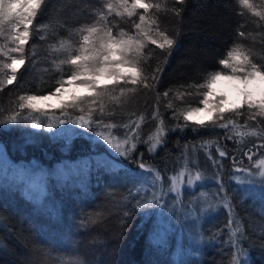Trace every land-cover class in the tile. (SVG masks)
<instances>
[{
    "label": "trees",
    "instance_id": "16d2710c",
    "mask_svg": "<svg viewBox=\"0 0 264 264\" xmlns=\"http://www.w3.org/2000/svg\"><path fill=\"white\" fill-rule=\"evenodd\" d=\"M90 2L94 0H49L34 23H47L58 14L65 24V28H59L58 33L67 36V27H76L85 20L83 5ZM255 2L258 3V0ZM78 8L81 11L78 12ZM238 11L242 9L236 0H188L183 14L182 34L164 66L157 87L159 93L193 80L200 81L205 72L219 67L218 58L232 43L238 22L242 20L237 15ZM248 18L255 19L250 14ZM163 25L171 28L166 19ZM243 30L253 35L260 31L251 23ZM57 38L52 35L51 29L45 40L33 33L29 45H26V54L31 53L34 42L38 47L35 50L37 55L32 59L38 62L32 67L31 61H27L20 69L18 83L22 87L14 82L0 92L3 116L9 114L19 94L33 92L38 87L47 93L55 87L58 73L45 72L44 69L51 68L48 45L55 43ZM243 42L258 53L262 48L259 36L255 41L248 37ZM2 43L5 41L0 38ZM156 52L160 50L156 49ZM0 60L5 58L0 57ZM186 99L195 106L199 97ZM154 101L155 96L151 93L137 97L129 110L137 113L147 111L150 115ZM166 102L161 95L160 110L170 116V111L164 107ZM56 117L60 118L58 110ZM106 119L123 121L126 117L118 112L115 117ZM154 124L155 121H150L143 125L144 136ZM218 132L223 137L224 130ZM201 136L216 139L206 132L193 133L186 129L184 132L177 130L169 133L166 145L154 154L140 144L133 159L116 157L121 172L119 175L93 168L87 171L83 180L42 177L43 188L39 197H29L17 188L0 185V264H28L29 261L32 264H47L44 253L63 260L78 259L80 264H230L233 254L240 264H264V189L257 182L243 184L240 180L239 183L233 181L236 171L231 156L242 160L246 170L251 165L238 150L239 146L231 140H220L222 145H226L229 158H219L213 147V154L220 160L218 165L204 167L198 160L206 154L203 151L196 154L197 164L193 165L192 171L195 172L198 167L204 180L191 190L183 189V200L190 204L193 198L207 192L210 205L206 207L210 212L205 211L208 215L203 220H196L192 232L188 231L186 223L166 213L162 205L158 206L161 199L153 200L151 207L141 209L135 206L134 200L124 198L131 186L129 178L135 176L140 160L161 170L165 179L158 185L157 192L162 196L169 187L167 177L183 164L182 147L186 143H197ZM0 143L12 160L35 159L46 166L62 159L73 161L80 157L94 161L99 154L112 158L109 148L102 141L73 124L58 125L52 132L43 128L33 129L30 124L24 123L0 125ZM80 181L86 188L79 186ZM225 198L233 208V215L239 217L244 226V238L238 233L235 247L225 243L231 239L230 230L226 227L229 209L225 207ZM164 203L166 207V201ZM158 212L162 218H170L162 239L156 241L153 236L154 227H158ZM97 213L100 215L96 222L88 223L89 215Z\"/></svg>",
    "mask_w": 264,
    "mask_h": 264
},
{
    "label": "snow or ice",
    "instance_id": "6c2138e0",
    "mask_svg": "<svg viewBox=\"0 0 264 264\" xmlns=\"http://www.w3.org/2000/svg\"><path fill=\"white\" fill-rule=\"evenodd\" d=\"M236 2L242 9L237 12L242 20L238 22L232 43L218 58L219 67L205 72L200 81L193 80L161 94L157 87L182 34L188 0H94L83 5L85 20L76 27H67V36L58 33L59 28H65L58 14L47 23H34L49 0H0V38L5 41L0 44V57L5 58L0 60V92L14 82L22 87L18 83L20 69L27 61H31L32 67L38 62L32 59L36 57L38 47L34 42L31 53L26 54V45L33 33L45 40L51 29L52 35L58 37L55 43L48 45L51 68L44 69L58 73L55 87L47 93L38 87L33 92L19 94L7 116H3L4 109L0 105V116L3 117L0 125L24 123L48 132L58 125H77L112 151L111 159L100 157L95 161H84L80 171L95 168L113 175L121 174L116 157L133 159L140 144L154 154L166 145L171 132L189 129L193 133L206 132L216 137L201 136L197 143H186L182 147L183 164L167 177L168 191L174 193L177 201L183 187L204 180L198 167L192 174V167L197 164V152L203 151L214 166L220 164V160L213 154V147L219 158H229L226 145L220 142L222 139L236 143L250 162L251 166L246 170L242 160L231 156L236 171H247L249 176L264 178V0ZM249 14L255 19H249ZM165 19L171 28L163 25ZM248 23L260 31L256 35L244 31ZM256 36L260 37L262 45L259 53L243 42L248 37L255 41ZM149 93L155 96L150 115L147 111L129 110L137 97ZM161 95L167 101L164 107L170 111V116L160 110ZM192 96L199 97L195 106L186 99ZM57 110L60 118L56 117ZM118 112L126 119H106L115 117ZM150 121H155L154 127L144 136L143 125ZM218 130H224L223 137ZM76 174L79 175V171ZM65 178L69 177L65 175ZM164 179L160 169L140 160L135 176L129 178L131 186L124 198L134 200L135 206L141 209L151 207L153 200L162 198L155 189ZM79 186L86 188L83 181ZM148 191H151L150 198L144 195ZM225 207L229 209L226 227L231 237L225 243L235 247L237 234L244 238V226L240 218L233 215V208L226 198ZM99 215H89L87 222L95 223ZM43 255L47 264H80L78 259L63 260L47 253ZM230 264H240L235 254Z\"/></svg>",
    "mask_w": 264,
    "mask_h": 264
},
{
    "label": "rangeland",
    "instance_id": "374dc122",
    "mask_svg": "<svg viewBox=\"0 0 264 264\" xmlns=\"http://www.w3.org/2000/svg\"><path fill=\"white\" fill-rule=\"evenodd\" d=\"M109 153L112 155L111 149H109ZM100 157L111 159V156L107 154H99L96 155L94 161ZM86 160L90 159H88L87 157H80L74 159L73 161L62 159L52 164V166H46L43 164L40 165L35 159H30L29 161L19 159V161H14L10 158L9 155H7V150H5L3 145L0 143V185L17 188L20 190V192H23L29 197H39L42 194L43 188L40 181L42 177H56L63 179L66 175L67 177L73 179L77 178L83 180L84 178H86L87 172L80 171L82 163ZM198 162H200L204 167L212 166L213 164L206 155H203V157L199 159ZM251 170L253 172H258V170L255 168H252ZM78 171L79 175L76 174ZM193 172L194 171H192V174L194 175L195 172ZM239 180L243 184L257 182L258 185H260L264 189V178L260 177L259 175L249 176L247 174V171H236L233 177V181L239 183ZM200 183L201 182H196L191 187H183L181 189V195L178 201L175 199L174 193L169 192L168 189L164 190V194L161 196L162 198H160V203H158L159 207L162 205V207L165 208L166 213H169V215L173 214V217L180 220L182 223H186L189 227V232H192L194 230V226H196V220H198L197 222H199L203 220L206 215H208V213H205V211L210 212V209L206 207V205H210L208 200L210 195L207 194V192H203V195L201 194L193 198V201H191L190 204L184 203L186 201L183 200L185 199V196L183 195V189L187 188L191 190L195 185ZM157 189L158 186L155 191H157ZM145 194H148L149 198L151 197V191H148ZM164 200L167 203L166 207ZM180 215L182 217H180ZM156 217L158 218V227H154L155 230L153 239L157 241L162 239V235L165 233L166 229L165 226L169 223L168 219L170 217H168V219H164L160 216V214L156 215Z\"/></svg>",
    "mask_w": 264,
    "mask_h": 264
}]
</instances>
